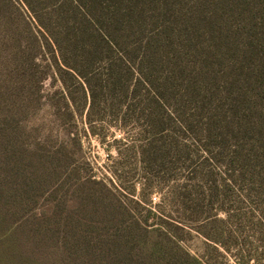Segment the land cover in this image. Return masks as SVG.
Returning <instances> with one entry per match:
<instances>
[{
	"label": "trees",
	"instance_id": "trees-1",
	"mask_svg": "<svg viewBox=\"0 0 264 264\" xmlns=\"http://www.w3.org/2000/svg\"><path fill=\"white\" fill-rule=\"evenodd\" d=\"M49 79L62 85L57 96L44 95ZM85 108L93 136L107 117L119 130L144 118V161L156 160L164 131L188 136L222 170L211 197L235 186L254 198L256 221L220 203L188 226L218 256L241 248L246 223L264 232V0H0V264H213L153 211L141 217L138 202L80 180L75 139H43L40 113L67 121ZM79 192L86 224L67 207ZM132 240L137 249L118 257Z\"/></svg>",
	"mask_w": 264,
	"mask_h": 264
},
{
	"label": "rangeland",
	"instance_id": "rangeland-1",
	"mask_svg": "<svg viewBox=\"0 0 264 264\" xmlns=\"http://www.w3.org/2000/svg\"><path fill=\"white\" fill-rule=\"evenodd\" d=\"M57 80L49 79L44 83V95L54 96L56 92L62 91V85ZM41 117L45 124L42 130L44 140L50 136V141H53L55 146L66 140H76L74 168L70 170H74L80 180H98L107 191L124 197L132 205L136 206L135 203L138 202L135 214L141 217H146L148 210L153 211L158 216L155 221L159 223L160 218L167 228H173L182 240L181 245L191 255L199 258L205 255L213 264H239L234 255L243 247L244 252L249 249L255 255L257 252L260 255L259 262L251 261L250 264H264V232L259 233L253 227V222L243 226L245 229L242 235L235 233L241 248H233L231 252L220 248L221 256L208 249L203 237L188 227L198 226L205 218L218 214L216 210L220 203L241 214L247 213L248 219H259L257 215L251 216L248 213L256 206L254 198H246L238 187H228L221 197L210 196L212 188L222 176V170L216 164L204 160L206 155L188 136L172 135L164 131L154 145L158 149L156 160L144 161L140 149L151 139L150 129L144 118L134 117L123 130H119L110 124V118L107 117L102 122L93 123V127L101 133L99 136H93L87 122L86 108L84 114H77L67 121L52 118L44 113H40L38 119ZM171 142L179 146L175 154L169 152ZM182 146L189 149L181 148ZM47 149L53 152L50 147ZM78 194L80 196L76 194L67 207L75 216L83 217L86 224V199L89 201V198L86 192ZM95 205L98 211H103L101 201H95ZM100 216L97 214V217ZM218 217L225 218L223 213ZM179 219H184L187 223L180 225L183 230L172 226L173 223L178 224ZM227 228L231 231L236 229L233 224H229ZM138 246L139 244L132 240L121 247L118 257L134 247L137 249ZM70 264H87L86 257L83 262L71 261Z\"/></svg>",
	"mask_w": 264,
	"mask_h": 264
}]
</instances>
